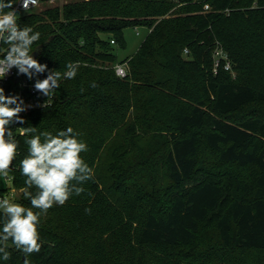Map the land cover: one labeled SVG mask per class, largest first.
Listing matches in <instances>:
<instances>
[{"label":"trees","instance_id":"1","mask_svg":"<svg viewBox=\"0 0 264 264\" xmlns=\"http://www.w3.org/2000/svg\"><path fill=\"white\" fill-rule=\"evenodd\" d=\"M18 22L40 33L33 58L48 70L63 74L69 62L79 68L74 79L60 80L51 105L28 110L24 124L10 126L18 141L14 202L31 206L20 171L29 137L17 127L53 135L72 127L94 172L82 194L41 215L42 247L29 264H95L99 222L119 213L131 220L139 206L138 242L189 246L180 264L221 260L202 249L201 231L209 227L226 247L264 251V0H56L20 13ZM128 27L147 33L136 53L120 59L115 47L126 46ZM218 44L238 78L214 71ZM125 62L121 77L115 65ZM20 81L11 80L12 94ZM202 142L217 152V168L200 165ZM242 169L255 170L251 183ZM8 251L0 264H24L11 241Z\"/></svg>","mask_w":264,"mask_h":264},{"label":"clouds","instance_id":"2","mask_svg":"<svg viewBox=\"0 0 264 264\" xmlns=\"http://www.w3.org/2000/svg\"><path fill=\"white\" fill-rule=\"evenodd\" d=\"M21 6L27 12L30 6H35L38 0H20ZM4 9H10L4 12ZM18 13L13 9L12 0H0V42L7 47L0 57V80L4 79L12 68L18 74H24L29 79L45 71L44 79H36L34 88L47 100L44 107L54 97L55 90L60 86V80L74 79L79 68L78 62H69L66 71L61 74L58 70H48L46 64H41L33 58L32 45L40 39V33L31 27L23 28L17 23ZM92 87H96L93 83ZM30 105L16 95H5L0 87V175L7 177L13 161L18 154V141L14 135L12 124H24L20 113ZM16 131L22 136L29 137L28 154L20 161V171L25 179L21 189L25 199L30 201V207L13 202L8 198L0 199V213L3 215L0 229V254L3 260L11 257L9 241L14 247L23 252L24 264H29L27 257L39 253L40 217L46 214L54 205L63 206L75 193L82 194L85 189L81 186L93 178V169L81 157L87 151L86 143L79 140V133L72 127L58 131L55 135L44 131L36 134V127H17ZM43 137V139H42ZM35 189L33 192L32 190ZM37 210V211H34ZM89 211V210H86Z\"/></svg>","mask_w":264,"mask_h":264},{"label":"rangeland","instance_id":"3","mask_svg":"<svg viewBox=\"0 0 264 264\" xmlns=\"http://www.w3.org/2000/svg\"><path fill=\"white\" fill-rule=\"evenodd\" d=\"M138 31H140L138 33ZM146 29L142 27H128L125 30L126 46L120 47L116 45L115 50L120 59H126L137 52L141 42L146 36ZM229 79L238 78L237 70L228 73ZM261 81L264 82V79ZM260 86H263L261 84ZM200 165L208 168H217L219 165L218 154L206 142H202L199 148ZM139 160H133L136 163ZM159 173L165 175V157L158 154ZM253 169H242L244 178L251 183L253 181ZM163 179V177H162ZM1 186H6L3 178ZM16 198V197H15ZM14 198V199H15ZM13 199V200H14ZM144 211L137 208L136 216L129 220L125 218V213H119L108 219H102L99 222V239L100 245L95 250V264H180L186 263V259L182 257L188 249L187 245H163V244H140L138 242V232L140 226L137 224L139 218ZM202 249L211 248L220 254L221 260H217L215 264H232L237 259L250 264H264V251L259 250H242L234 247H226L219 238L215 227L204 228L200 236ZM224 261V262H223ZM242 262V261H241Z\"/></svg>","mask_w":264,"mask_h":264},{"label":"built area","instance_id":"4","mask_svg":"<svg viewBox=\"0 0 264 264\" xmlns=\"http://www.w3.org/2000/svg\"><path fill=\"white\" fill-rule=\"evenodd\" d=\"M56 0H38L37 5L30 6L28 11H31L32 9L40 6L44 2H55ZM206 9H209V5L205 6ZM18 15L22 12H25L23 7L21 6L20 0H17L14 8H13ZM19 24V22L17 21ZM138 28V27H137ZM140 31H138L139 33ZM114 42V40H112ZM7 47V45H4L2 42H0V57L3 56V50ZM188 49H185V53L187 54ZM213 57H214V71L217 72L220 68H223L227 71L233 70V64L232 61L228 55V52L221 46L217 45L213 51ZM116 73L124 77L127 75V62L125 63H118L115 65ZM20 78V89L17 93L12 94L11 88H10V82L14 78ZM36 79H39L37 77H33L32 79H29L24 74H18V70L16 68H12L8 75L0 80V87L4 88L5 95H16L19 96L23 101L25 105H30L31 107H28L26 111L20 113V116L23 118L25 113L30 109H36V108H42V105L47 100V97L43 96L40 92L36 91L34 88V84ZM57 98L56 93H54V97L51 101H49L44 107H47L51 105ZM14 126H19V124H12ZM3 178L6 181L5 191L0 194V199L8 198L15 201V197L17 195V189L15 186L12 185L14 174L12 170L9 171V174L7 177L3 176ZM15 198V199H14ZM14 199V200H13Z\"/></svg>","mask_w":264,"mask_h":264}]
</instances>
